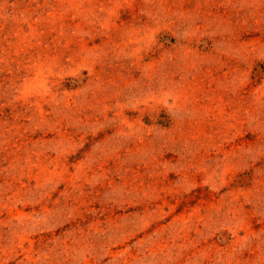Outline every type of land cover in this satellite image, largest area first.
Here are the masks:
<instances>
[{
  "label": "rangeland",
  "instance_id": "rangeland-1",
  "mask_svg": "<svg viewBox=\"0 0 264 264\" xmlns=\"http://www.w3.org/2000/svg\"><path fill=\"white\" fill-rule=\"evenodd\" d=\"M0 264H264V0H0Z\"/></svg>",
  "mask_w": 264,
  "mask_h": 264
}]
</instances>
